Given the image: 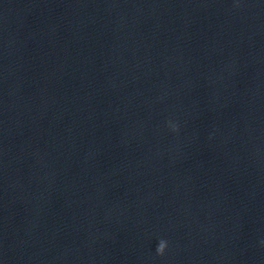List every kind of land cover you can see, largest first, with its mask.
Masks as SVG:
<instances>
[{"label":"clouds","instance_id":"clouds-1","mask_svg":"<svg viewBox=\"0 0 264 264\" xmlns=\"http://www.w3.org/2000/svg\"><path fill=\"white\" fill-rule=\"evenodd\" d=\"M166 247H167V241L160 240L159 243H158L157 249H156L157 254L163 255Z\"/></svg>","mask_w":264,"mask_h":264}]
</instances>
